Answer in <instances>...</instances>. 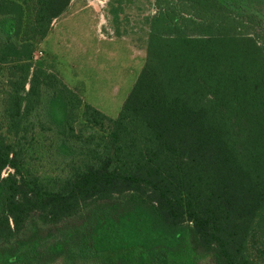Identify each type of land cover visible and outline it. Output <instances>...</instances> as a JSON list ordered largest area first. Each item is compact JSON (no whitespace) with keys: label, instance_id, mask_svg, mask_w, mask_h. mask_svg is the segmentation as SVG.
<instances>
[{"label":"trees","instance_id":"trees-1","mask_svg":"<svg viewBox=\"0 0 264 264\" xmlns=\"http://www.w3.org/2000/svg\"><path fill=\"white\" fill-rule=\"evenodd\" d=\"M70 1L0 0V264H264V0H155L113 118L32 61Z\"/></svg>","mask_w":264,"mask_h":264},{"label":"rangeland","instance_id":"rangeland-1","mask_svg":"<svg viewBox=\"0 0 264 264\" xmlns=\"http://www.w3.org/2000/svg\"><path fill=\"white\" fill-rule=\"evenodd\" d=\"M159 2L166 5L165 0ZM154 3L155 0H71L65 12L52 21L32 61L50 67L78 92L83 102L113 118L147 55L148 21L157 12ZM236 3L252 10L246 0ZM111 4L120 7L116 19ZM10 23V20L3 22L0 31L10 29ZM5 67L0 63V113L7 87ZM45 135L35 129L27 164L38 173L58 174L61 164L58 163L60 158L52 154L54 139L48 133ZM7 171L3 170L2 175ZM87 264L102 263L89 259Z\"/></svg>","mask_w":264,"mask_h":264}]
</instances>
